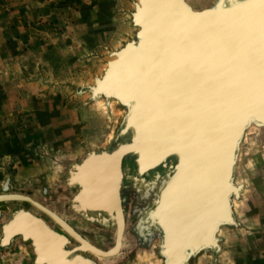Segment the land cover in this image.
I'll list each match as a JSON object with an SVG mask.
<instances>
[{"label":"water","instance_id":"95a60500","mask_svg":"<svg viewBox=\"0 0 264 264\" xmlns=\"http://www.w3.org/2000/svg\"><path fill=\"white\" fill-rule=\"evenodd\" d=\"M123 1L125 32L97 55V70L53 84L94 107L108 135L82 156L54 159L50 196L67 215L110 228V242L67 229L77 245L67 250L40 216L19 209L6 220L5 205L0 235L13 230L26 245L23 264H103L102 255L109 264H224L226 236L246 229L238 210L251 184L238 173L264 162V0ZM127 178L138 194L130 212ZM16 200L59 224L22 195H0Z\"/></svg>","mask_w":264,"mask_h":264},{"label":"rangeland","instance_id":"374dc122","mask_svg":"<svg viewBox=\"0 0 264 264\" xmlns=\"http://www.w3.org/2000/svg\"><path fill=\"white\" fill-rule=\"evenodd\" d=\"M107 1L0 0V183L21 167L52 168L51 152L31 146L36 132L33 111L43 108L42 90L52 91V84L78 81L82 75L87 78L98 68L97 55L122 31L112 5L123 7L125 2ZM246 170L243 176L264 197V162ZM258 207L263 213L264 201ZM260 251L251 254L252 262L237 251L246 263L236 261L264 264V247ZM255 255L260 258L255 260ZM200 264H208V259Z\"/></svg>","mask_w":264,"mask_h":264},{"label":"crops","instance_id":"0c3cea01","mask_svg":"<svg viewBox=\"0 0 264 264\" xmlns=\"http://www.w3.org/2000/svg\"><path fill=\"white\" fill-rule=\"evenodd\" d=\"M107 2L109 3L111 0ZM115 3H113L112 9L116 8L118 10L114 17L120 27H122V31H117L118 33L114 37V44H112L113 40H111L109 44L106 43L104 45L105 47L116 45L121 38V34L125 32V25L119 13L122 7L121 5L116 7ZM81 77L85 76L82 75ZM41 93V95L39 94V99L43 102V105L40 104L43 108L33 111L34 118L32 120L35 121L32 122L33 131L35 130L38 134L36 132L33 134L32 147H40L43 150L45 149L46 152H51L50 155L52 156H50V159L55 163L54 159L58 157L74 158L82 155L83 151L88 147L104 142L108 135V125L94 107L86 105L82 98L72 96L65 88L54 87L52 91L42 90ZM44 167L46 171H44ZM44 167L41 169L30 165L29 168H18L15 175L8 174V176L10 175L12 186L15 188H27L30 185L38 184L40 180L49 182L52 168L47 165ZM7 178L5 177L0 186ZM263 198L255 185H250L248 195L238 210L245 222L246 229L229 233L226 236L228 252L222 258L224 264H238L236 259L239 262L243 260L241 256H236L237 251L239 253L243 252L247 257V262H252L251 254H258L264 247V244L257 243L256 238L258 235V241H264V212L258 213L257 210L258 208L260 209L258 206H260L261 201H264ZM25 257L22 255L18 258H16V255L3 257V259H0V264H21ZM254 258L257 260L260 256L257 257L255 255ZM242 262L246 263L244 260Z\"/></svg>","mask_w":264,"mask_h":264},{"label":"flooded vegetation","instance_id":"af4514ba","mask_svg":"<svg viewBox=\"0 0 264 264\" xmlns=\"http://www.w3.org/2000/svg\"><path fill=\"white\" fill-rule=\"evenodd\" d=\"M82 156V155H79ZM57 171L58 166L52 162V171L50 172V180L49 182H45L44 180L40 181V183L28 186L27 188H15L12 186L11 179L9 181L10 188L6 191L3 189V184L0 186V195H22L26 197V199L31 200L34 203L40 204V206H43L48 211H50L56 218L59 220V224H56L54 222L53 218H50L48 215H46L44 212H42L40 209L29 203V201L25 200H16L11 201L10 203L2 202L0 203V206H7L8 210L6 212L5 218L8 220L12 213L15 210H25L33 215H38L43 219L45 222L50 225L51 228L57 230L60 234L67 237L70 245L66 244L65 249L71 250L75 246H77L74 243V240L72 239L67 229H72L77 234L80 235H86L87 238L92 240H99L100 245L103 247H107V244L111 240L112 231L108 227H101L97 229L92 223H89L87 221L82 220L78 216H69L66 214V208L65 203L54 204V199L50 196L54 190L56 189V186H59L58 180H57ZM133 184H136L133 179H124V187L122 192V205H123V211L124 212H130L129 204L132 202L133 206H131L132 209L136 208V204L138 202V194L134 191V187H132ZM39 185H45L47 188V194L45 197L41 194L40 191L36 189V186ZM69 200V198H68ZM136 203V204H135ZM1 228V224H0ZM3 237L0 235V259L16 255V258H18L20 255L26 256L25 259L29 256L26 245L22 243V240H18V238H12L11 241L4 245L3 244ZM106 257V256H103ZM103 264H109V258H102ZM24 261V260H23ZM23 261L21 264H23ZM141 263V262H140Z\"/></svg>","mask_w":264,"mask_h":264},{"label":"bare ground","instance_id":"6f19581e","mask_svg":"<svg viewBox=\"0 0 264 264\" xmlns=\"http://www.w3.org/2000/svg\"><path fill=\"white\" fill-rule=\"evenodd\" d=\"M251 133H253V134H258L256 131H251ZM249 134V133H248ZM143 166V164H141V167ZM238 168H239V165H238ZM238 181H237V183L238 184H242V185H244L245 184V178L246 177H244L243 176V174H241V177H240V173H238ZM240 177V178H239ZM25 221H28V219L27 218H25ZM15 234V232H13V230H8V231H6L5 232V235H4V237H3V244L4 245H6V244H8L10 241H11V239H12V237H13V235ZM56 242V239L54 238L53 239V243H51L50 241H49V246H50V244H51V246H53V250H54V252L56 253V254H58V252H59V249L60 248H58V245H57V243H55ZM121 243H122V241H120V245H121ZM84 246H86V245H84ZM88 247L86 246V248L85 249H87ZM121 248H122V246H121ZM88 250V249H87ZM61 255V254H60ZM102 256H104V255H102ZM100 258H109V257H100ZM173 264H174V262H173Z\"/></svg>","mask_w":264,"mask_h":264}]
</instances>
